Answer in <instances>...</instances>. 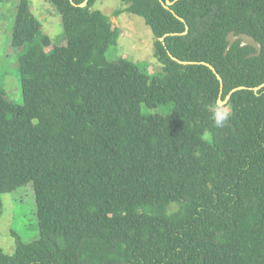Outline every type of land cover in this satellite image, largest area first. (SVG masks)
Here are the masks:
<instances>
[{
  "label": "trees",
  "instance_id": "1",
  "mask_svg": "<svg viewBox=\"0 0 264 264\" xmlns=\"http://www.w3.org/2000/svg\"><path fill=\"white\" fill-rule=\"evenodd\" d=\"M48 1L63 39L17 0L21 103L0 88V196L31 182L36 208V237L10 229L0 264H264V0H121L114 16L150 28L152 72L108 59L121 32L97 0ZM231 31L260 53L224 54ZM219 97L233 115L216 128Z\"/></svg>",
  "mask_w": 264,
  "mask_h": 264
},
{
  "label": "rangeland",
  "instance_id": "2",
  "mask_svg": "<svg viewBox=\"0 0 264 264\" xmlns=\"http://www.w3.org/2000/svg\"><path fill=\"white\" fill-rule=\"evenodd\" d=\"M32 14L40 22L41 30L48 35L52 42L63 39L61 16L48 0H29ZM17 0H5L0 3V88L5 96L21 103V89L17 69L18 56L21 48L10 44L11 30ZM125 4L121 0H97L94 8L99 9L110 17L113 26L120 29L117 44L107 51L108 59H118L123 53H129L127 58L141 64H149V71H157L160 65L153 56L152 33L144 20L128 11H122L114 16L117 9ZM123 50L124 52H121ZM125 57V56H124ZM224 105V104H222ZM148 111L154 113H167L168 107L157 106ZM2 213L0 216V247L6 254L14 251V239L9 230H17L23 239L31 240L36 232L31 225L36 221V208L34 191L31 182L18 187L13 192L2 193Z\"/></svg>",
  "mask_w": 264,
  "mask_h": 264
},
{
  "label": "water",
  "instance_id": "3",
  "mask_svg": "<svg viewBox=\"0 0 264 264\" xmlns=\"http://www.w3.org/2000/svg\"><path fill=\"white\" fill-rule=\"evenodd\" d=\"M70 2L73 4V5H76L73 0H70ZM86 3V0H84L81 4H79L80 6L84 5ZM172 2L170 0H165V3H164V6L166 8L169 7V5H171ZM185 33V32H184ZM162 39V38H161ZM236 40H239L240 41V45L241 46H244V45H251L253 46L255 49H256V52L255 54L258 55L261 51V47H260V44L254 40V38L246 33H239L237 35H234V33L231 31L228 35H227V41H228V44L226 46V49L224 51V54H226L229 50V48L231 47V45L236 41ZM183 63H186V62H183ZM203 64H206L213 72H215L214 68L208 64V63H204V62H201ZM217 78L221 81V78L220 76L217 74ZM264 83H262L260 86H263ZM260 86H257V87H254V90H256L257 88H259ZM227 98H225L224 100H221L220 97L218 98L217 100V103L218 104H224L226 102Z\"/></svg>",
  "mask_w": 264,
  "mask_h": 264
},
{
  "label": "clouds",
  "instance_id": "4",
  "mask_svg": "<svg viewBox=\"0 0 264 264\" xmlns=\"http://www.w3.org/2000/svg\"><path fill=\"white\" fill-rule=\"evenodd\" d=\"M211 112V119L213 121V126L216 128H221L227 126L228 122L230 121L233 113L231 108L227 105H221L217 103H213L208 106ZM204 139H208V133L205 132Z\"/></svg>",
  "mask_w": 264,
  "mask_h": 264
}]
</instances>
